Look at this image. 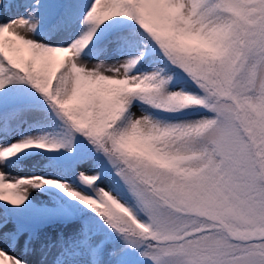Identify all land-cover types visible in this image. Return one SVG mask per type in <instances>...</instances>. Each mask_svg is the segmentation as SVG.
<instances>
[{"label": "snow or ice", "instance_id": "snow-or-ice-1", "mask_svg": "<svg viewBox=\"0 0 264 264\" xmlns=\"http://www.w3.org/2000/svg\"><path fill=\"white\" fill-rule=\"evenodd\" d=\"M0 264H264V0H0Z\"/></svg>", "mask_w": 264, "mask_h": 264}]
</instances>
